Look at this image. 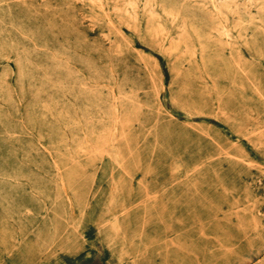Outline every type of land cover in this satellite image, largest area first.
I'll use <instances>...</instances> for the list:
<instances>
[{"label":"rangeland","instance_id":"obj_1","mask_svg":"<svg viewBox=\"0 0 264 264\" xmlns=\"http://www.w3.org/2000/svg\"><path fill=\"white\" fill-rule=\"evenodd\" d=\"M0 264H264V0H0Z\"/></svg>","mask_w":264,"mask_h":264},{"label":"bare ground","instance_id":"obj_2","mask_svg":"<svg viewBox=\"0 0 264 264\" xmlns=\"http://www.w3.org/2000/svg\"><path fill=\"white\" fill-rule=\"evenodd\" d=\"M153 7V6H152ZM125 21V20H124ZM149 23V22H148ZM164 27V26H163ZM162 31H163V29H162ZM168 31V30H167ZM179 38V37H178ZM185 39V38H184ZM185 41V40H184ZM183 42V41H182ZM173 43V42H172ZM175 47V46H174Z\"/></svg>","mask_w":264,"mask_h":264}]
</instances>
